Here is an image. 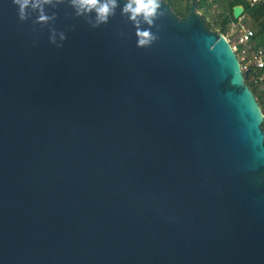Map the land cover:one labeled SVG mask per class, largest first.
Wrapping results in <instances>:
<instances>
[{
  "label": "water",
  "instance_id": "95a60500",
  "mask_svg": "<svg viewBox=\"0 0 264 264\" xmlns=\"http://www.w3.org/2000/svg\"><path fill=\"white\" fill-rule=\"evenodd\" d=\"M198 1L142 48L0 0V264H264V114Z\"/></svg>",
  "mask_w": 264,
  "mask_h": 264
},
{
  "label": "clouds",
  "instance_id": "9594fccd",
  "mask_svg": "<svg viewBox=\"0 0 264 264\" xmlns=\"http://www.w3.org/2000/svg\"><path fill=\"white\" fill-rule=\"evenodd\" d=\"M65 0H12L17 6V15L20 21H26L31 14H36L34 24L41 27L55 21L56 13L48 14L45 6L55 7ZM68 5L73 9L75 17H83L92 27L97 28L102 24H107L110 17L116 15V9H120L121 17H125L135 29L136 46L148 48L158 39L152 28H159L156 21L165 15L163 0H67ZM147 25V27H143ZM51 43L62 47V43L57 42L66 39L63 32H57L54 28H49Z\"/></svg>",
  "mask_w": 264,
  "mask_h": 264
},
{
  "label": "trees",
  "instance_id": "16d2710c",
  "mask_svg": "<svg viewBox=\"0 0 264 264\" xmlns=\"http://www.w3.org/2000/svg\"><path fill=\"white\" fill-rule=\"evenodd\" d=\"M172 10L179 16L185 17L189 13V8L191 5L192 0H181L186 1V5L184 7H178V3L180 0H165ZM236 5H241L244 8V14L247 15V19L249 22V27L253 29L254 36L252 41L256 45H263L264 44V2L258 4L255 7H249L248 4L244 0H230L227 3V11L218 16V19L213 20V23L206 22V25L213 31L219 34H225L227 32V27L231 22H238L239 19H234L232 14V8ZM207 0H199L198 1V10H204L206 12L207 7ZM204 19L205 17L202 16ZM255 77H262V82L254 83L253 78ZM264 83V68L258 71L252 70L249 72L246 78V84L249 86L251 91L253 92L256 101L258 102L263 114H264V92L262 91L261 84ZM264 129V121L262 124Z\"/></svg>",
  "mask_w": 264,
  "mask_h": 264
},
{
  "label": "built area",
  "instance_id": "2783aa9c",
  "mask_svg": "<svg viewBox=\"0 0 264 264\" xmlns=\"http://www.w3.org/2000/svg\"><path fill=\"white\" fill-rule=\"evenodd\" d=\"M249 7H255L264 2V0H244ZM243 7V6H242ZM247 17L244 10L239 16V20ZM230 30L233 31L229 40L232 50L235 52L240 64V70L244 75L249 74L252 70L258 71L264 68V44L259 46L253 43L252 38L254 31L252 28L243 23L231 22L229 24ZM238 29V30H237ZM235 31V32H234ZM223 35V34H222ZM228 35V34H227ZM227 35H224L227 38ZM229 36V35H228ZM254 83L262 82V77H255L252 79Z\"/></svg>",
  "mask_w": 264,
  "mask_h": 264
},
{
  "label": "rangeland",
  "instance_id": "374dc122",
  "mask_svg": "<svg viewBox=\"0 0 264 264\" xmlns=\"http://www.w3.org/2000/svg\"><path fill=\"white\" fill-rule=\"evenodd\" d=\"M230 0H207V9L206 12H204V10H197L201 16L205 17V20L207 22L213 23L214 18L218 19V16H221L222 14H224L227 11V3ZM178 3V7H184L186 5V1H181L177 2ZM172 9V8H171ZM239 23H243L246 26L249 27V22L247 17H244L243 20H238ZM238 30V29H237ZM213 31V30H212ZM233 31L230 30V26L228 25L227 27V32L224 35H227V39L228 41L231 40L233 38V36L231 37L230 34H232ZM235 32V31H234ZM261 88L262 91L264 92V83L261 84ZM264 107V105H263Z\"/></svg>",
  "mask_w": 264,
  "mask_h": 264
}]
</instances>
